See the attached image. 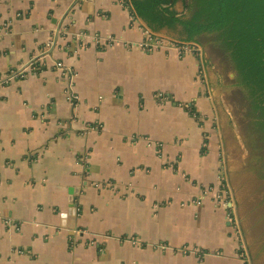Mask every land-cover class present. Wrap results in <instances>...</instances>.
<instances>
[{
  "label": "crops",
  "instance_id": "obj_1",
  "mask_svg": "<svg viewBox=\"0 0 264 264\" xmlns=\"http://www.w3.org/2000/svg\"><path fill=\"white\" fill-rule=\"evenodd\" d=\"M130 11L0 0V264H243L230 55Z\"/></svg>",
  "mask_w": 264,
  "mask_h": 264
},
{
  "label": "trees",
  "instance_id": "obj_2",
  "mask_svg": "<svg viewBox=\"0 0 264 264\" xmlns=\"http://www.w3.org/2000/svg\"><path fill=\"white\" fill-rule=\"evenodd\" d=\"M132 14L156 33L168 30L184 44L217 36L230 55L236 85L249 92L264 136V0H129ZM185 8L180 15L175 6Z\"/></svg>",
  "mask_w": 264,
  "mask_h": 264
},
{
  "label": "rangeland",
  "instance_id": "obj_3",
  "mask_svg": "<svg viewBox=\"0 0 264 264\" xmlns=\"http://www.w3.org/2000/svg\"><path fill=\"white\" fill-rule=\"evenodd\" d=\"M175 8L180 15L186 14L181 3ZM202 39L207 40L209 46L221 48L229 54L217 36ZM238 88L241 96L234 101L238 106L237 128L229 126L226 130L229 138L224 139L229 169L233 174L228 179L235 202V221L231 220V223L235 224V241L243 264H264V136L255 125L259 115L251 110L249 92Z\"/></svg>",
  "mask_w": 264,
  "mask_h": 264
},
{
  "label": "built area",
  "instance_id": "obj_4",
  "mask_svg": "<svg viewBox=\"0 0 264 264\" xmlns=\"http://www.w3.org/2000/svg\"><path fill=\"white\" fill-rule=\"evenodd\" d=\"M227 185L228 184L226 183V180H225L223 185L220 186L219 193L220 192L223 193L225 201H226V206H229V205H231L233 203V198H232V195H231V191H229L230 188H228Z\"/></svg>",
  "mask_w": 264,
  "mask_h": 264
},
{
  "label": "water",
  "instance_id": "obj_5",
  "mask_svg": "<svg viewBox=\"0 0 264 264\" xmlns=\"http://www.w3.org/2000/svg\"><path fill=\"white\" fill-rule=\"evenodd\" d=\"M132 13V11H130Z\"/></svg>",
  "mask_w": 264,
  "mask_h": 264
}]
</instances>
